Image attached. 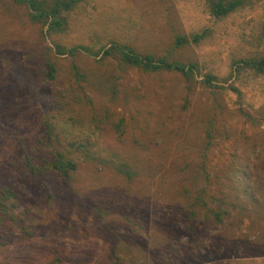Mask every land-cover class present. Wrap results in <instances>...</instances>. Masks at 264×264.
Instances as JSON below:
<instances>
[{
  "label": "rangeland",
  "instance_id": "1",
  "mask_svg": "<svg viewBox=\"0 0 264 264\" xmlns=\"http://www.w3.org/2000/svg\"><path fill=\"white\" fill-rule=\"evenodd\" d=\"M245 2L81 0L57 34L0 2V264H264V75L236 65L264 58V0ZM114 44L198 71L56 53Z\"/></svg>",
  "mask_w": 264,
  "mask_h": 264
},
{
  "label": "trees",
  "instance_id": "2",
  "mask_svg": "<svg viewBox=\"0 0 264 264\" xmlns=\"http://www.w3.org/2000/svg\"><path fill=\"white\" fill-rule=\"evenodd\" d=\"M2 0H0L1 2ZM16 4L27 7L29 10V18L35 24H40L43 28L47 27V32L57 34L63 32L67 26V18L64 13L70 12L81 0H13ZM211 15L217 19H223L238 9L243 7L245 0H209ZM203 35H195L192 37L179 35L175 39L176 49L186 47L192 43H198ZM58 55H68L76 58L82 53L100 61L113 59L118 62L121 67H129L147 73L157 72H174L182 75L186 80H192L198 71L197 64H184L180 61L172 60L170 57H157L154 54H142L136 49L129 46L114 44L105 48L100 53L94 52L87 47H73L68 50L61 48L56 49ZM237 69H251L258 74L264 75V58L246 59L236 63ZM47 78L53 80L56 78V68L53 63L47 64ZM214 76H207L204 84L207 87H216ZM14 131L6 125L0 124V136L9 138L14 137ZM54 170L62 173L67 179L71 178V172L75 171L77 164L62 155L58 154L54 161L51 162Z\"/></svg>",
  "mask_w": 264,
  "mask_h": 264
}]
</instances>
